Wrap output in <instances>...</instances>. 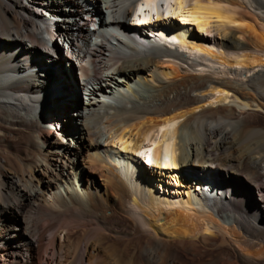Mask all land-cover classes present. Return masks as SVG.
<instances>
[{
    "label": "bare ground",
    "instance_id": "1",
    "mask_svg": "<svg viewBox=\"0 0 264 264\" xmlns=\"http://www.w3.org/2000/svg\"><path fill=\"white\" fill-rule=\"evenodd\" d=\"M137 1L0 0V264H264V0Z\"/></svg>",
    "mask_w": 264,
    "mask_h": 264
},
{
    "label": "rangeland",
    "instance_id": "2",
    "mask_svg": "<svg viewBox=\"0 0 264 264\" xmlns=\"http://www.w3.org/2000/svg\"><path fill=\"white\" fill-rule=\"evenodd\" d=\"M7 18H9V17H7ZM53 48H54V50L58 53V52H60V50H61V48H60V46L58 45H56V46H52ZM54 60H55V63L54 64H51L48 68L51 70V71H56V70H58L60 73H61V78L60 79H58L57 80V82H54V83H50L49 84V89H48V91L43 95L45 98H46V101L48 102V101H50V100H54V98H56V95H60L61 97H62V99H61V101L60 102H62L63 103V109L61 110V113H65V112H70L69 111V109L70 110H72V112H74L75 111V108H77V103H73L71 100H70V96H69V93H67V86H68V84H65V82L67 81V80H69L70 82H72L73 83V87H72V89L74 88V90H76V88H75V86H74V84H75V80L73 79V76H72V71H73V66H71L70 68H66V67H61L62 65H60L59 64V62L60 63H64V58L61 56V57H59L58 55H56L55 54V58H54ZM57 62V63H56ZM53 80H55V79H53ZM52 80V81H53ZM71 83V84H72ZM69 91V90H68ZM77 98V97H76ZM77 101V100H76ZM67 111H66V110ZM76 112V111H75ZM68 121L70 122V123H72L73 125L75 124H77V126H79V123H80V121L78 120V117L76 116V115H74L71 119H68ZM23 127V129H22V127ZM19 125V126H15L14 127V130H13V134L10 136V138H9V140H11V142H12V144L15 146V148L16 149H19V147H20V149H22V147L24 148L25 147V142H26V139H25V129H24V126L23 125ZM18 129L19 128V130H17L16 132H15V130L16 129ZM22 130H21V129ZM24 130V131H23ZM19 131V132H18ZM16 133V134H15ZM19 133V134H18ZM18 134V135H17ZM20 135V136H19ZM18 136V137H17ZM22 141H23V143H22ZM25 141V142H24ZM28 145V144H27ZM19 146V147H18ZM18 147V148H17ZM49 251L48 250H46V253L47 254H49L48 253ZM47 254H46V256H47Z\"/></svg>",
    "mask_w": 264,
    "mask_h": 264
}]
</instances>
